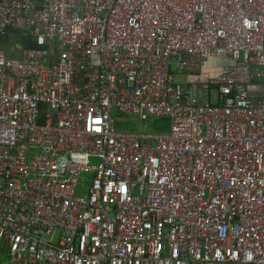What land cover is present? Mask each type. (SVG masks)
<instances>
[{
  "label": "built area",
  "instance_id": "obj_1",
  "mask_svg": "<svg viewBox=\"0 0 264 264\" xmlns=\"http://www.w3.org/2000/svg\"><path fill=\"white\" fill-rule=\"evenodd\" d=\"M8 30L0 264H264V0H0Z\"/></svg>",
  "mask_w": 264,
  "mask_h": 264
},
{
  "label": "rangeland",
  "instance_id": "obj_2",
  "mask_svg": "<svg viewBox=\"0 0 264 264\" xmlns=\"http://www.w3.org/2000/svg\"><path fill=\"white\" fill-rule=\"evenodd\" d=\"M1 44L11 57L18 56L24 47H29L32 41L28 32H7L5 40L2 38ZM3 40V41H2ZM29 43V44H28ZM213 65L217 66L216 61H211ZM219 67V66H217ZM212 101H217L216 94L213 93ZM113 116L120 123L127 122L130 129L127 131L142 132V133H168L171 126V119L168 116L156 117L149 116L147 120H140L136 115L123 116L117 110L113 111ZM8 260V253L4 250L0 255V261L6 262Z\"/></svg>",
  "mask_w": 264,
  "mask_h": 264
},
{
  "label": "crops",
  "instance_id": "obj_3",
  "mask_svg": "<svg viewBox=\"0 0 264 264\" xmlns=\"http://www.w3.org/2000/svg\"><path fill=\"white\" fill-rule=\"evenodd\" d=\"M25 33H26V32H25ZM1 38H2L3 40H5L6 35H5V36H0V39H1ZM3 40H2V41H3ZM0 44H1V40H0ZM28 44H29V43H28ZM1 46H2V44H1ZM34 46H35L34 42L31 41L29 47H34ZM2 48H3V47H2ZM3 49H4V48H3ZM23 49H24V48H23ZM23 49H22V50H23ZM22 50H21V51H22ZM4 51H5V53H6V56L9 55L8 52L6 51V49H4ZM20 54H21V53H20ZM20 54H19L18 56L16 55L15 57H11V56H7V57H9V58H18V57L20 56ZM205 70H207V69H203V71L201 72L202 74L200 73V74H201V75H200L201 77L207 75L206 72H205ZM121 128H123V127L121 126Z\"/></svg>",
  "mask_w": 264,
  "mask_h": 264
},
{
  "label": "trees",
  "instance_id": "obj_4",
  "mask_svg": "<svg viewBox=\"0 0 264 264\" xmlns=\"http://www.w3.org/2000/svg\"><path fill=\"white\" fill-rule=\"evenodd\" d=\"M8 32H20V31H13V30H8ZM24 48H26V47H24ZM22 52V51H21ZM205 72H206V74L207 75H205V76H200L201 74H198V75H195V76H192L191 77V80H194L195 81V79H197V81L199 82V81H205V80H207L208 79V77L210 76V73H209V71H207V70H205Z\"/></svg>",
  "mask_w": 264,
  "mask_h": 264
},
{
  "label": "water",
  "instance_id": "obj_5",
  "mask_svg": "<svg viewBox=\"0 0 264 264\" xmlns=\"http://www.w3.org/2000/svg\"><path fill=\"white\" fill-rule=\"evenodd\" d=\"M4 50V49H3ZM6 54V53H5ZM216 62H218L217 63V66H220L221 65V62L220 61H216ZM195 81H197V79H195Z\"/></svg>",
  "mask_w": 264,
  "mask_h": 264
},
{
  "label": "clouds",
  "instance_id": "obj_6",
  "mask_svg": "<svg viewBox=\"0 0 264 264\" xmlns=\"http://www.w3.org/2000/svg\"><path fill=\"white\" fill-rule=\"evenodd\" d=\"M196 82V81H195Z\"/></svg>",
  "mask_w": 264,
  "mask_h": 264
}]
</instances>
